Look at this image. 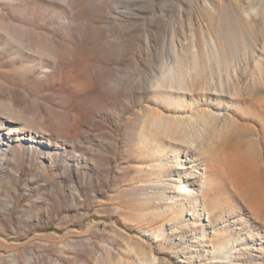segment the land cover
I'll list each match as a JSON object with an SVG mask.
<instances>
[{
	"label": "rangeland",
	"instance_id": "obj_1",
	"mask_svg": "<svg viewBox=\"0 0 264 264\" xmlns=\"http://www.w3.org/2000/svg\"><path fill=\"white\" fill-rule=\"evenodd\" d=\"M253 170L264 0H0V264H264Z\"/></svg>",
	"mask_w": 264,
	"mask_h": 264
},
{
	"label": "bare ground",
	"instance_id": "obj_2",
	"mask_svg": "<svg viewBox=\"0 0 264 264\" xmlns=\"http://www.w3.org/2000/svg\"><path fill=\"white\" fill-rule=\"evenodd\" d=\"M2 126L5 127L6 124L2 123ZM7 127H8L7 137L9 139H11L12 141L19 143L17 150L20 151L21 150V146H20L21 142L23 141V139H26L25 138L26 137V134H25L26 128L24 127V125H18V124L14 127H12L10 125ZM28 139H29L28 141H31L32 144L36 141V137H32V136L29 137ZM27 149L30 151V153L31 152L34 153L35 145H30ZM187 161L189 164V166H188L189 169H191L193 167L192 165H194V166L197 165L196 159H193V160L187 159ZM190 163H192V164H190ZM175 169H181V166H175ZM170 183L173 187L175 186L174 185L175 183H172V181ZM186 187L187 188H180L178 190L177 194H179V195L186 194L189 196L191 193H196L193 189L188 188V186H186ZM245 188H246V195H245L244 199L246 202V206L248 208L252 209V211L254 212V215L256 216V218L258 220L264 221V178L261 175V173L253 170V172H251L250 175H248V177L246 179Z\"/></svg>",
	"mask_w": 264,
	"mask_h": 264
}]
</instances>
